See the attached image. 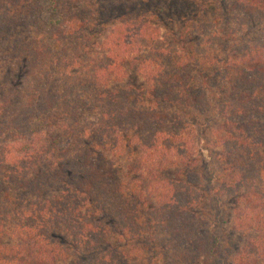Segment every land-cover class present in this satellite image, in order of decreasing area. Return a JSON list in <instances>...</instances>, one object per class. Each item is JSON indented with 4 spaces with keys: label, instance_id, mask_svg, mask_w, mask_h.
<instances>
[{
    "label": "trees",
    "instance_id": "16d2710c",
    "mask_svg": "<svg viewBox=\"0 0 264 264\" xmlns=\"http://www.w3.org/2000/svg\"><path fill=\"white\" fill-rule=\"evenodd\" d=\"M170 1L172 10L177 1ZM159 2L142 0L143 5L157 8L140 16L138 5L130 1L0 0V44L6 29L8 41L19 29L43 34L40 51L33 53L41 81L22 96L15 113L2 118L0 111V133L36 135L92 116L97 142L91 146L87 139L81 140L92 134L86 129L76 137L68 130L54 142L73 139L72 143L64 149L53 143L49 149L48 154L59 163L38 165L27 151L18 164L0 158V264H67L68 252L78 255L72 264H140L138 252L127 246L141 239L148 244L142 248L149 253L158 250L164 264H264V0H233L223 8L225 25H235L237 34L250 33L251 45L230 53L225 50L217 65L219 125L211 130V144L224 149L217 178L205 173L207 165L195 153L192 124L174 111L175 106L201 113L208 109L206 96L191 86V72L203 73L207 63L202 66L191 55L193 46L186 34L177 39L183 50L188 46L184 58L146 45L149 57L139 58L135 66L127 49L133 42L125 40L107 50L113 53L111 59L103 64L92 62L89 69L85 66L84 73L93 76L69 84L64 74L55 90L47 92L49 80L58 75L55 66L61 62L53 51H59L64 37L82 34L79 43L69 42L78 51L83 43L92 42L93 30L106 18L121 12V18L133 16L142 24L146 20L142 16L159 18L165 12ZM213 11L210 7L205 12ZM223 36L227 38L226 33ZM8 56L0 54V62ZM123 64L133 68V76L121 74L126 70ZM139 72L147 78L141 84ZM78 141L83 146L80 150L72 146ZM101 148L113 158L126 154L132 161L127 168V189L124 174L99 153ZM41 153L46 155L42 146L36 154ZM53 165L57 166L54 172ZM66 165L73 173L68 187L62 185L68 182ZM200 179L217 182L218 189L202 193ZM53 186L63 188L49 195ZM207 203H212L217 214L213 223L204 213ZM225 205L232 208L228 214ZM220 217V225L229 226L232 248L228 251L217 231ZM117 227L121 233L113 246L108 239ZM68 237L73 240L68 242Z\"/></svg>",
    "mask_w": 264,
    "mask_h": 264
},
{
    "label": "rangeland",
    "instance_id": "374dc122",
    "mask_svg": "<svg viewBox=\"0 0 264 264\" xmlns=\"http://www.w3.org/2000/svg\"><path fill=\"white\" fill-rule=\"evenodd\" d=\"M124 2L130 1L132 4H136V12L141 16L144 11L149 10L150 12L156 11L155 4H142V0H121ZM152 2V0H148ZM176 5L174 9L169 10L168 5L170 4V0H160L159 9H165L163 13H159V18H154V16L145 15L142 18L146 19L142 20V24L135 22L133 16H126L125 18H121V12H117L114 14L112 18H106L104 20V24L100 26V28H95L93 31L96 33L95 38L91 40L92 42H87L82 44V48L76 51L73 45L69 44V42L77 41L79 43V36L71 35L68 39L63 38V42H61V48L59 51H53V54L58 56V60L61 62L57 63L55 69L58 71V75L51 77L49 80V84L47 85V92L51 93L58 86L60 81L65 77L66 80L70 83L77 82L79 79H84L92 75V73H84L85 66L90 67V64H103L106 59H111L113 57V53L109 54L107 50H112L113 43L118 44L125 40H131L133 43L131 44L132 48H127L129 50L130 55L133 57L135 61V66H138L137 60L139 58L144 59L149 57L147 53V49L144 48L146 45L148 46H160L163 47L164 53L169 54H177L184 58L187 56L185 52L188 49L183 50L181 46L177 43V39L182 35L186 34L189 38V42L192 44V53L191 55L196 56L198 63L205 64L204 67L208 68L206 71L200 74V72H191L192 76V87H195L196 92L203 93L208 101V109L206 112H198L195 109H186L180 106H175L174 111L178 112L180 115L184 116L190 121L193 127V136L195 140V153L201 156L203 164H206L207 168L205 173L208 172L211 174V178H217L221 174V169L223 167L222 158H219L222 155L223 147L218 145L214 147L211 142L213 136L211 135V130L215 129L219 125V117L217 115L218 110L220 109L219 101L217 100V95L219 93L218 89L220 87V78L216 71L217 65L220 61L225 57V50L229 53L234 51V48L238 51L240 46L245 47V44L251 45L250 33H245L243 35L236 33V27L233 26L232 23L225 25L222 16L224 14L223 8L226 6H231L233 0H176ZM212 1V2H210ZM208 2V3H207ZM167 7V8H166ZM180 8L179 11H175V8ZM210 7L214 8V11L207 14L206 10H209ZM83 13L85 12L83 9H79ZM76 11V10H75ZM212 11V10H211ZM95 12V11H94ZM91 12V13H94ZM197 12L199 13L198 18H193ZM127 13V11H126ZM125 13V14H126ZM85 14H88L87 12ZM103 15V14H101ZM105 15V12H104ZM236 14H233L235 16ZM121 18V19H119ZM102 19V18H101ZM8 22V21H7ZM190 23V24H188ZM144 24V27H143ZM142 28L141 34H138L139 27ZM235 27V28H234ZM19 29V28H18ZM97 29V30H96ZM234 29V30H233ZM71 30V28L69 29ZM234 31V34H233ZM217 32V33H216ZM10 32L7 29L2 33L3 42L0 44V54L1 55H9L11 57L7 61L0 62V111L2 112V118H8L7 115H12L18 109L20 100L22 96L26 95L30 88L41 79L38 78L39 70L35 68L34 60L36 59V55L33 56V53L40 51V45L38 44L41 40L43 34L40 32H34L32 28L18 30L14 32V39H10L8 41L7 35ZM227 34V38L223 36V34ZM236 35V36H235ZM5 37L7 39V43H5ZM252 37H256L252 35ZM69 40V41H68ZM8 47H14L6 54L4 50H9ZM190 48V47H189ZM13 49L15 50V54L13 56ZM2 51V52H1ZM234 52V53H237ZM188 52V51H187ZM121 53V52H120ZM227 53V52H226ZM75 58L76 63L73 64V59ZM124 57H120L122 60ZM27 60V62H26ZM196 60L192 63V68L196 67ZM212 63V64H210ZM201 64V65H202ZM47 67H50L49 64H45ZM126 67L125 71L123 68L122 73H125L129 76L134 75L133 68L127 67L123 64V67ZM203 66V65H202ZM68 67V68H66ZM78 68V69H77ZM79 70V72H78ZM159 69L156 72H153V76L158 73ZM66 74L65 76H63ZM141 72H139V75ZM93 76V75H92ZM141 77L138 79L139 84L145 81L144 75H140ZM9 80H12L13 83H10ZM138 84V85H139ZM5 106V109H1V106ZM80 107V106H79ZM77 108V111L79 110ZM173 110V109H172ZM95 119L92 116H89L86 120L77 119L75 122H70V124L58 125L56 128H48L44 131L36 134H25L23 136H6L0 133V158H5L6 162L12 164L13 162L18 164L20 160H25V151L26 154L31 157L35 156L36 163L39 165L40 162L47 163L49 165L50 162L59 163L58 158H55L50 153V147H58L60 149H64L70 143H72L73 139H70L68 144H66V139H64L61 143L56 144L57 137L60 135H64L68 130H71V133L76 137V135L81 136L82 129H86V131L91 132L92 134L84 139L91 143L93 146V142L97 145L95 140V136L93 131V127L96 126ZM88 137V138H87ZM212 137V138H211ZM56 141V142H54ZM80 141V140H79ZM79 141L72 146L76 147L80 150L83 146ZM66 145V146H65ZM45 151V154H36L39 152V149ZM35 154L33 152L35 151ZM99 153L103 154V156L114 163L115 167L119 168V173H123L124 177L122 179L123 184L125 185V189H127V185L125 184L128 180L127 168L132 165V161L128 160L126 154L124 157L117 159L111 157L108 153L104 152L102 148ZM31 154V155H30ZM196 156V154H195ZM32 158V157H31ZM71 158V157H70ZM218 158V160H217ZM200 159V158H199ZM60 161V160H59ZM45 166H48V165ZM57 166L53 165L52 172L56 170ZM44 169V168H43ZM42 169V171H43ZM66 177L67 183L62 184L70 185L71 176L73 173L70 172L69 167L66 165ZM121 177V174H119ZM201 187V192L206 193L209 190L218 189V183L212 180V183H209L207 179L199 180ZM63 186H53L52 192L49 195H57L60 188ZM59 187V188H58ZM71 191L72 188H71ZM76 198V196H73ZM214 206V205H213ZM230 205H225L224 212L230 213L231 210ZM204 213H207V221L210 223L214 222V218L217 216L215 211L212 209V203H207L204 208ZM101 218V216H100ZM221 218L217 219L216 223H218L217 231L220 234V237L223 242V248L228 251L231 249L232 241L228 238L229 226L221 223ZM107 224V222L105 221ZM95 224V222H93ZM120 229L114 230L111 237L108 241L115 246L118 238L120 237ZM73 240L71 237L67 238V241ZM124 240V239H123ZM158 240L162 242L163 238L158 237ZM75 242V241H74ZM122 242V241H121ZM125 243L127 241H124ZM124 243V245H125ZM131 245L128 244V248L131 250H136L138 252L137 260L140 264H164L163 258L159 255V251L149 253L146 249L142 248V245L146 247L148 244L145 239H142L139 242L132 241ZM156 245V244H155ZM236 246H239L240 243H236ZM234 245V247H235ZM127 248V249H128ZM234 251V250H233ZM140 253V255H139ZM69 256L67 257V264H72L74 262V258L78 255L73 254L72 252H68ZM163 255V254H162ZM75 256V257H73ZM81 258V257H80ZM83 259V257H82ZM78 264V262H77ZM82 264V263H81Z\"/></svg>",
    "mask_w": 264,
    "mask_h": 264
}]
</instances>
